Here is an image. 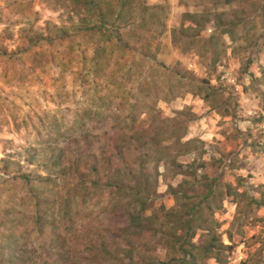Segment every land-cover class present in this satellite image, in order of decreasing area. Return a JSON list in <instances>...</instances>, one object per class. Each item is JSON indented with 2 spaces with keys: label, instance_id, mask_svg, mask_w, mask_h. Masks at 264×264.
I'll list each match as a JSON object with an SVG mask.
<instances>
[{
  "label": "rangeland",
  "instance_id": "rangeland-1",
  "mask_svg": "<svg viewBox=\"0 0 264 264\" xmlns=\"http://www.w3.org/2000/svg\"><path fill=\"white\" fill-rule=\"evenodd\" d=\"M101 1L118 47L104 31L79 29L82 8L73 0H0V264L18 255L15 264H55L58 251L66 264H87L85 257L89 264H187L182 249L194 264H231L237 253L242 264H264V203L250 201L264 202V0H246L243 15L237 2L223 0H124L115 20L116 0ZM185 12H223L221 21L233 14V22H209L186 43L179 32ZM46 25L64 28L65 37ZM96 46L108 55L103 69L114 79L92 82ZM186 78L216 90L215 111L179 87ZM213 134L221 140L210 142ZM50 150L59 161L46 168ZM1 160L11 161L6 173ZM19 172L29 181L15 177ZM139 200L152 207L139 214ZM195 204L186 228L183 206ZM160 205L175 209V217L155 220ZM129 214L174 242L146 232L129 238L128 229L132 256L106 260L107 252L126 248ZM211 237L229 248L220 262L201 248L179 247L203 246Z\"/></svg>",
  "mask_w": 264,
  "mask_h": 264
},
{
  "label": "trees",
  "instance_id": "trees-1",
  "mask_svg": "<svg viewBox=\"0 0 264 264\" xmlns=\"http://www.w3.org/2000/svg\"><path fill=\"white\" fill-rule=\"evenodd\" d=\"M245 1L246 0H223L222 4L227 5V4H230L233 2H237L238 6H239L238 9H239L241 15H243L246 12V9L244 8ZM73 2H74V5L76 6L75 9L80 8V7L82 8V16L78 20L79 21L78 24L81 25V28H79V29H82V30L84 29L89 34H93V33L95 34L97 32L99 33L100 31H104L108 34L109 37H112L115 40V45L117 46V44L120 41L119 34L115 28H112V26L111 27L107 26V24H109V20H107V15H105L101 11V9H102L101 7L104 6V4H106L105 3L106 1L102 2L101 0H73ZM252 5H254V2L251 1L250 6H252ZM115 7H118L117 8V14L115 15V17L112 20H115L116 17H120L121 13H119V12H121V10L125 7L124 0H116V4L114 6H112V8H115ZM110 14H112V13H110ZM224 16H225V13H223V12H218V13L213 12L211 14L207 13V12H203L200 14H191V13H187V12L183 13L181 21H185L186 26L185 27L180 26V28H179V32H181L183 41H186V43H188V42H192L193 40L197 39L199 32L201 30H203L204 26L209 22H211L214 27H218L219 23L222 24L223 21H226V20L221 21V18H223ZM151 17L152 16L149 15V18H147V19L152 20ZM230 17L231 18H228V21H226L228 23H226V22H224V23L231 25V23L233 22V20H232L233 14ZM238 18L239 17H236L237 20H238ZM141 20H142V23L145 21L144 18H141ZM47 25L45 26L46 31H49V29L52 28L53 30L61 32V36L58 39H63L65 37L66 32H65V30H63L64 28H56L55 26H47ZM230 31L231 30H229V29L221 30V33H227L228 34V33H230ZM214 38H215V36H209L208 41H211ZM107 39H109V38H107ZM37 40H38V38L35 39V41H37ZM47 40H49L48 37H47ZM217 40L219 41L220 38H215L216 43H217ZM220 44H221V40H220ZM213 46H216V45H213ZM122 48L129 49V51H131V50L136 51L134 48H129L128 46H125V45H122ZM181 50H182V48H180V51ZM89 62H90V67H91L90 72L93 75L92 82H94V79L96 77H99V76H101V77L104 76L105 78H108V79H110V78L114 79L113 75H115V72H110V74H107L104 72V69H103L107 65V62H108V55L104 51V48H100V47L96 46L91 57H90V59H89ZM214 62H215V58L213 59L212 63H214ZM160 67H161L162 71L166 70V68L163 65H160ZM173 73L177 74V72H175V71ZM113 81L114 80H112V82ZM178 81L181 83V85L179 87H184L186 85V87H188L187 91L191 95L199 98L202 102L207 103L209 105L210 110L215 111V109L220 105L219 100H218V96L216 95V90L211 88L206 83V81L194 80V82H193V79H190V78H186L185 83H182L181 79ZM144 84H146V83H144ZM92 99H94L96 102H98V101H100V99H102V97L100 96L98 91H95V92L93 91ZM178 115H179V113H178ZM226 115H227V112L225 110H223V112L219 113L220 117L226 116ZM192 117H190V120L192 119ZM165 121H168V119H165ZM174 131L175 130L173 129V132ZM182 136H180L178 138V141L182 138ZM139 137H140L139 140H141L143 138V136H139ZM146 137H148V136H146ZM146 139H148L149 141L154 140V138H152V136H150V138H146ZM157 145H158V142L155 141L154 142L155 148ZM161 149H163V148H161ZM161 149H159V150H161ZM54 150H58L57 154L60 155L61 148L60 149L55 148ZM54 150H50L48 153L49 155L47 154V163L45 164L46 168H50L54 165H58L59 155L54 154ZM33 161H34V157L32 154L27 156V158L25 159V163L28 165H31L33 163ZM1 162H3V172L6 173L7 168H8V164L11 163V161L10 160H1ZM15 177H18V178H20L26 182L29 181V174L19 172L16 174ZM36 179H37L36 180L37 182H42L44 180L41 177H36ZM112 181L109 183L107 182V183H108V185L111 186V188L116 189V186H118L117 181L116 180H112ZM210 186H211V184L207 185L209 193H211ZM229 190H230V188L228 187V189L226 190V195H228V193L230 194ZM154 193H157V192L155 191ZM154 193L151 192L152 197H153V195L155 196ZM238 195H243V193L241 192ZM250 201H252L254 204H256L257 207H261L264 203L263 201L260 202V201L255 200L254 198L250 199ZM138 206H139V208H138L139 214H141L142 212H145L146 208L152 207V206H149V204L144 203V200L143 201L139 200ZM196 207H197L196 204L192 205V206H183V212H181V214L182 215H188L187 220L182 222L183 226H186V228L188 227L189 224H191V222L194 221V218H192V215L195 216L197 214V212H195ZM156 210H157V213L156 212L154 213L156 216H154V214L151 215V216H154L155 220H157L159 218V215L165 216L167 214L168 217H165L166 219L175 217V215H173V213H171L172 210H175L173 208L167 209L164 206L160 205V206H157ZM35 211H37V210H35ZM35 213H38V212H35ZM40 218H41L40 215H36V220H40ZM128 219H129L128 225L124 226V228L122 230V232H123L122 240L125 241L124 242L125 243L124 246L126 247L125 249H122V248L119 249L118 248L117 250H115V252H113V254H108L107 244L105 242H102L100 244L99 247H101V249L104 250L105 253L107 252V256L105 257L106 260H111V257L113 255H114V257H120V256H123L124 254H127L128 258H130L132 256V252H134V250L136 248H135V245L133 244V240H131V239L126 240V236H125L124 231L125 230L127 231L128 229H130V230L132 229L134 231V232L128 233L130 235L129 238L133 237V236H138L140 234V232H146L152 240L154 239L156 234H163L164 238L167 237L170 241L174 242L173 235L171 233H169V234L163 233L159 226H155L154 224H150L151 228H148L150 226H148L149 223H147V221H146L147 218H144V217L141 218L139 215H137L136 218H134V216L129 214ZM141 222H144V223H141ZM129 224L131 227L129 226ZM153 226H154V228H153ZM187 230H190V229L188 228ZM120 234H121V231H120ZM112 235H114V234H112ZM183 245L187 246L189 248V250L197 249V248L203 249L204 252H202V253L204 255L207 253L211 254V256H209V257H211L215 262H217V260H218V262H220L219 253L222 249H225V248H226V250L229 249L228 246H222L220 240H218L217 238L214 239V237H211L210 239L205 241L203 246H195L194 244H192V242H188L186 244L184 242H180L179 243L180 249H182ZM185 251H186L185 249H182L183 258H188L190 260L189 263H187V264H194L193 263L194 255H192L191 253L187 254V252H185ZM18 252H19V254L21 253L20 250H18ZM20 257H21V255L20 256L18 255L17 258L15 259V261H13V262H12V259H13V257H12L9 263L15 264L16 262L19 261ZM55 258L60 259L58 262H62V261L64 262L65 261L64 256H62V258H61V256L59 255V251H58V255H56ZM206 258H208V256H206ZM61 259H63V260H61ZM83 261H85L87 264H89V262H90L89 259L87 260L86 257L83 258ZM58 262H56L55 264H57ZM66 263H67V260L65 261V264ZM183 263H185V262H182V264ZM95 264H97V262H95Z\"/></svg>",
  "mask_w": 264,
  "mask_h": 264
},
{
  "label": "built area",
  "instance_id": "built-area-1",
  "mask_svg": "<svg viewBox=\"0 0 264 264\" xmlns=\"http://www.w3.org/2000/svg\"><path fill=\"white\" fill-rule=\"evenodd\" d=\"M236 255H238V256L236 257ZM242 260H243L242 255L237 253V254L234 255V258H233V261H232L231 264H242Z\"/></svg>",
  "mask_w": 264,
  "mask_h": 264
},
{
  "label": "crops",
  "instance_id": "crops-1",
  "mask_svg": "<svg viewBox=\"0 0 264 264\" xmlns=\"http://www.w3.org/2000/svg\"><path fill=\"white\" fill-rule=\"evenodd\" d=\"M208 137V136H207ZM214 137H215V140L217 139V140H221V138L219 139V138H217V137H219L218 135H216V134H213V137L212 136H209V141L211 142V141H213L214 140ZM200 139H202V138H200ZM206 141V140H205ZM256 181H257V178H256ZM260 183H263V181L262 182H260Z\"/></svg>",
  "mask_w": 264,
  "mask_h": 264
}]
</instances>
